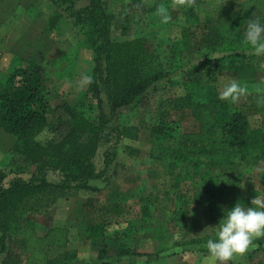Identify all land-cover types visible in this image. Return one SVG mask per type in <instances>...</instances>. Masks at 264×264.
<instances>
[{"label":"trees","instance_id":"obj_1","mask_svg":"<svg viewBox=\"0 0 264 264\" xmlns=\"http://www.w3.org/2000/svg\"><path fill=\"white\" fill-rule=\"evenodd\" d=\"M52 1L80 26L81 46L92 52L94 69L89 87L76 105L58 104L68 118L61 116L54 122L50 120V79L40 63L25 60L11 71L0 91V127L14 136L12 152L23 164L18 167L19 175L7 183L8 174L0 168V264H67L75 259L67 252L50 256L47 248L68 246L70 231L50 225L39 234L37 214L72 190L102 191L92 181L108 179L121 140L139 138L137 125L115 124L121 110L139 103L156 83L184 68L182 54L189 46L196 52L206 51L205 56L188 61L183 92L170 99L150 128V157L171 177V185L138 194L130 205L119 199L99 202L91 197L88 204L95 217L87 233L90 239H106L113 226H122L123 236L132 237L137 232L135 220L150 221L171 211L175 216L169 223L176 229L186 226L195 207L207 209L217 226L223 209L237 203L251 206V200L242 194V175L235 164L239 158L246 164L264 165V120L255 126L246 112L264 113V90L248 91L258 65L264 64V54L257 55L244 41L248 22L264 21V0H166L183 3L180 12L190 24L193 38L192 45L181 39L172 43L167 66L163 56L145 44L144 37L112 38L114 15L106 0H87L83 6H77L81 0ZM129 5L147 8L144 0H131ZM148 8L156 10L158 5L154 2ZM62 14L54 15L57 19ZM214 53L222 55L210 57ZM230 72L246 89L240 96L241 108L235 110L217 86L219 75ZM64 126L68 131L59 140L43 141L45 131L56 133ZM112 139L114 143L105 149L104 166L98 168L95 157ZM51 170L61 174L58 182L47 177ZM186 235L190 236L188 231L182 232L179 244L215 238L206 235L183 242ZM120 244L119 262L112 264H126L120 258L134 254ZM253 245L257 247L249 256L264 250V237Z\"/></svg>","mask_w":264,"mask_h":264},{"label":"rangeland","instance_id":"obj_2","mask_svg":"<svg viewBox=\"0 0 264 264\" xmlns=\"http://www.w3.org/2000/svg\"><path fill=\"white\" fill-rule=\"evenodd\" d=\"M130 1L106 0L107 9L114 15L112 38L120 41L144 37L145 44L158 51L167 66L171 63L169 48L172 43L178 39L188 41V44L193 41L190 24L185 22L180 12L183 3L144 0L147 8L141 10L130 8ZM154 2L158 8L149 10L148 7ZM87 3V0H81L77 6ZM55 13H63V16L56 19ZM124 22L127 24L125 32ZM79 27L52 0H0V91L14 68L25 64V60L38 62L45 68L50 79V120L54 122L61 116L68 118L64 108L58 104L68 102L76 105L81 94L88 89L94 69L92 52L81 46L84 36ZM205 53L206 51L196 52L192 47H186L182 54L184 64L187 66L188 61L200 60ZM221 55L214 53L210 57ZM186 66L175 69L168 77L156 83L139 103L121 110L115 124L137 125L140 129L139 138H125L120 141L116 160L107 174L108 179L92 181L94 186L102 189L101 192L72 190L56 198L54 203L48 208H42L37 214L40 222L36 224V228L39 234H44L50 225L68 227L70 231L68 246L47 248L50 256L67 252L75 255V259L67 264H112L117 261V250L120 243H123L134 253L120 258L126 264H209L206 260V240L199 243H178L184 231H188L190 236L186 235L183 242L206 235L215 237L212 227L216 224L204 208H193L192 215L185 221L186 226L176 229H172L173 225L169 223L175 216L171 211L157 214L150 221H144V218L135 220L137 232L132 237L123 236L122 226H113L106 239H90L87 233L95 217L88 204L91 197L97 198L99 202L119 199L130 205L138 200V194L171 185V177L155 166L150 157V128L168 106L170 99L183 92L182 82ZM231 82L237 83V76L231 72L224 73L219 75L217 86L221 97L229 101L231 109L235 110L241 108V95L235 101L231 97L223 96L225 86ZM258 90H264V64L258 65L254 83L248 85V91ZM104 99L105 111H108L109 106L105 97ZM246 112L253 125L259 126L263 122L264 113L253 110ZM67 131L64 126L56 133L45 131L41 137L44 142L56 141ZM180 136L181 132L178 131L177 140ZM114 140L100 147L95 157L98 168L104 166L105 149ZM14 143V136L0 127V168L8 174L6 183L13 176L19 175L18 167L23 166L20 164L21 160L18 161L12 152ZM235 168L242 175L243 196L248 197L251 202L255 198L264 202V165L246 164L236 158ZM47 174L51 181L58 182L61 179L58 171L51 170ZM21 175L27 177V174ZM255 247L257 245H252L245 255H237L229 264H264V250L249 256ZM102 255L106 258H101Z\"/></svg>","mask_w":264,"mask_h":264},{"label":"clouds","instance_id":"obj_3","mask_svg":"<svg viewBox=\"0 0 264 264\" xmlns=\"http://www.w3.org/2000/svg\"><path fill=\"white\" fill-rule=\"evenodd\" d=\"M244 41L251 45L257 55L264 54V21L250 20L247 24ZM246 89L235 82L225 86L223 96L233 101L244 94ZM219 224L212 227L215 238L206 241L209 264H229L237 255H245L253 241L264 237V202L255 198L251 206L237 203L234 207L223 209Z\"/></svg>","mask_w":264,"mask_h":264},{"label":"crops","instance_id":"obj_4","mask_svg":"<svg viewBox=\"0 0 264 264\" xmlns=\"http://www.w3.org/2000/svg\"><path fill=\"white\" fill-rule=\"evenodd\" d=\"M255 248H256V247H255ZM255 248H254V249H255ZM252 250H253V249H252Z\"/></svg>","mask_w":264,"mask_h":264}]
</instances>
